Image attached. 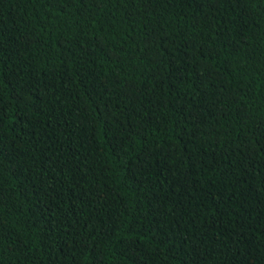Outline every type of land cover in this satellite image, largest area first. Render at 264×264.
<instances>
[{
    "label": "trees",
    "instance_id": "1",
    "mask_svg": "<svg viewBox=\"0 0 264 264\" xmlns=\"http://www.w3.org/2000/svg\"><path fill=\"white\" fill-rule=\"evenodd\" d=\"M0 264H264V0H0Z\"/></svg>",
    "mask_w": 264,
    "mask_h": 264
}]
</instances>
